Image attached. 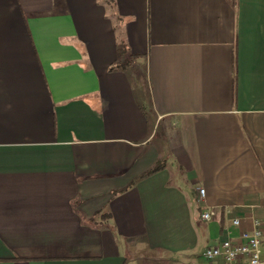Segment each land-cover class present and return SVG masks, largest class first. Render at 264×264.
Returning a JSON list of instances; mask_svg holds the SVG:
<instances>
[{
    "label": "crops",
    "instance_id": "obj_1",
    "mask_svg": "<svg viewBox=\"0 0 264 264\" xmlns=\"http://www.w3.org/2000/svg\"><path fill=\"white\" fill-rule=\"evenodd\" d=\"M254 219L264 257V0H0V264H209Z\"/></svg>",
    "mask_w": 264,
    "mask_h": 264
},
{
    "label": "built area",
    "instance_id": "obj_2",
    "mask_svg": "<svg viewBox=\"0 0 264 264\" xmlns=\"http://www.w3.org/2000/svg\"><path fill=\"white\" fill-rule=\"evenodd\" d=\"M198 193L203 196L204 189L199 188ZM208 212L202 218L208 219ZM239 219H234L233 224L239 225ZM263 231L258 219L253 220L251 231H242L236 238H226L219 243L206 247L202 257L209 264H264L261 252Z\"/></svg>",
    "mask_w": 264,
    "mask_h": 264
},
{
    "label": "trees",
    "instance_id": "obj_3",
    "mask_svg": "<svg viewBox=\"0 0 264 264\" xmlns=\"http://www.w3.org/2000/svg\"><path fill=\"white\" fill-rule=\"evenodd\" d=\"M122 52H123L122 49H120V53H122ZM117 66H119V65H112L110 67V70H113ZM161 167H162V161H157L155 166L153 168H151L149 171H147L146 173H144V175L155 172V171L159 170Z\"/></svg>",
    "mask_w": 264,
    "mask_h": 264
}]
</instances>
